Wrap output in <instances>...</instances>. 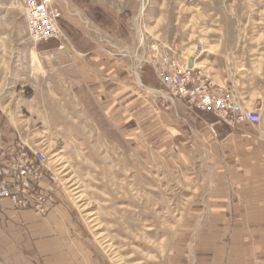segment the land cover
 <instances>
[{"label": "rangeland", "instance_id": "rangeland-1", "mask_svg": "<svg viewBox=\"0 0 264 264\" xmlns=\"http://www.w3.org/2000/svg\"><path fill=\"white\" fill-rule=\"evenodd\" d=\"M24 1L0 0L1 148L41 147L55 189L107 264H168L194 229L183 220L197 168L164 161L116 130L93 84L99 58L141 81L150 70L165 92L153 61L165 49L196 57L198 68L262 114L260 124L235 133L263 141L264 0H54L64 49L31 40Z\"/></svg>", "mask_w": 264, "mask_h": 264}, {"label": "crops", "instance_id": "crops-1", "mask_svg": "<svg viewBox=\"0 0 264 264\" xmlns=\"http://www.w3.org/2000/svg\"><path fill=\"white\" fill-rule=\"evenodd\" d=\"M97 66L94 88L116 130L164 161L197 168L183 220L194 229L168 264H264V140L218 123L215 137L209 125L216 118L169 97L150 70L141 81L112 68L106 56ZM0 264H107V258L58 190L46 214L0 199Z\"/></svg>", "mask_w": 264, "mask_h": 264}, {"label": "built area", "instance_id": "built-area-1", "mask_svg": "<svg viewBox=\"0 0 264 264\" xmlns=\"http://www.w3.org/2000/svg\"><path fill=\"white\" fill-rule=\"evenodd\" d=\"M54 0H25L23 14L31 40L40 43L60 41L64 33L60 26L62 13ZM164 50V48H163ZM171 50V48H168ZM163 52L165 55H163ZM157 59V57L155 58ZM190 58H176L162 51L154 62V71L169 97L189 108L212 114L216 122L209 125L217 137L216 124L233 129L242 125H258L262 114L249 107L233 87L215 82L200 68L189 66ZM47 154L26 141H16L0 149V199H8L18 208H32L46 214L57 202L56 171L48 167Z\"/></svg>", "mask_w": 264, "mask_h": 264}, {"label": "water", "instance_id": "water-1", "mask_svg": "<svg viewBox=\"0 0 264 264\" xmlns=\"http://www.w3.org/2000/svg\"><path fill=\"white\" fill-rule=\"evenodd\" d=\"M194 64V58H190V61H189V66L192 67Z\"/></svg>", "mask_w": 264, "mask_h": 264}, {"label": "bare ground", "instance_id": "bare-ground-1", "mask_svg": "<svg viewBox=\"0 0 264 264\" xmlns=\"http://www.w3.org/2000/svg\"><path fill=\"white\" fill-rule=\"evenodd\" d=\"M194 67H197L198 66V63H197V60H196V57H195V60H194Z\"/></svg>", "mask_w": 264, "mask_h": 264}]
</instances>
